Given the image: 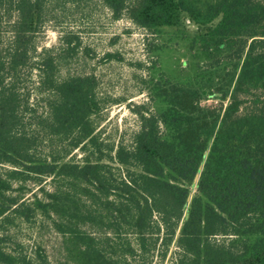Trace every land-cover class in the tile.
<instances>
[{
    "label": "trees",
    "instance_id": "obj_1",
    "mask_svg": "<svg viewBox=\"0 0 264 264\" xmlns=\"http://www.w3.org/2000/svg\"><path fill=\"white\" fill-rule=\"evenodd\" d=\"M49 1L0 0V264H53L7 245L38 215L63 264H155L172 248L171 264H264V0H101L149 35L141 128L116 149L97 132V77L60 76L79 35L38 52Z\"/></svg>",
    "mask_w": 264,
    "mask_h": 264
},
{
    "label": "rangeland",
    "instance_id": "obj_2",
    "mask_svg": "<svg viewBox=\"0 0 264 264\" xmlns=\"http://www.w3.org/2000/svg\"><path fill=\"white\" fill-rule=\"evenodd\" d=\"M184 22L190 31H199L189 18L185 17ZM68 31L79 35L82 49L78 56L63 63L60 76L94 74L98 79L97 90L103 106L97 118V132L102 141L115 149L120 144L130 146L141 128L137 106L148 100L144 83L151 65L147 49L148 32L127 17L114 19L112 11L101 0H50L46 21L36 34L38 52L60 47L62 37ZM108 54L114 56L107 57ZM38 84L39 75L34 72L28 83L32 93L30 103L42 112L44 102L37 92ZM219 103L216 99H207L202 105L218 106ZM73 154L77 159L82 157L79 149ZM49 181L45 182L46 189L51 188ZM29 187L32 191L26 192L25 198L31 199L34 193H41L39 186L29 184ZM4 233L9 249L22 250L36 258L40 247L53 264H63L66 260L62 235L56 231L50 219L42 215L31 222L18 220L16 224L8 226ZM174 250L172 248L164 262L156 258L155 264H171Z\"/></svg>",
    "mask_w": 264,
    "mask_h": 264
},
{
    "label": "water",
    "instance_id": "obj_3",
    "mask_svg": "<svg viewBox=\"0 0 264 264\" xmlns=\"http://www.w3.org/2000/svg\"><path fill=\"white\" fill-rule=\"evenodd\" d=\"M198 177H199V176L196 177V181L198 180ZM196 181H195V184H196ZM195 184L193 185L192 190H194V188H195Z\"/></svg>",
    "mask_w": 264,
    "mask_h": 264
}]
</instances>
